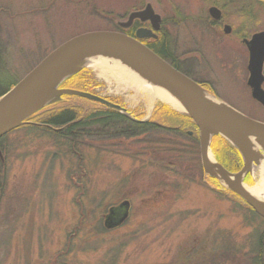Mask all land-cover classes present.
<instances>
[{"label": "rangeland", "instance_id": "obj_1", "mask_svg": "<svg viewBox=\"0 0 264 264\" xmlns=\"http://www.w3.org/2000/svg\"><path fill=\"white\" fill-rule=\"evenodd\" d=\"M210 1L147 3L166 20L174 49L200 62L190 75L210 83L220 100L264 122V107L247 84V47L220 7L222 21L209 15ZM138 5V0H0V88L21 80L67 40L114 30ZM260 18L256 32L264 30V13ZM124 68L102 73L86 65L81 71L93 81L95 94L148 120L166 104L151 102ZM168 138L173 151L164 155L146 153L143 138L107 146L111 150L85 148L86 174L78 186L70 177L77 159L60 155L53 138L26 131L8 135L0 157V264H251L246 254H252L264 221L207 186L200 148L196 152L192 140ZM258 167L255 163L253 175L247 174V185L257 184ZM124 200L130 202L129 216L105 229L109 209Z\"/></svg>", "mask_w": 264, "mask_h": 264}, {"label": "water", "instance_id": "obj_2", "mask_svg": "<svg viewBox=\"0 0 264 264\" xmlns=\"http://www.w3.org/2000/svg\"><path fill=\"white\" fill-rule=\"evenodd\" d=\"M209 15L216 21H220L223 16L222 10L215 5L209 8ZM136 20L142 23L149 21L151 26L138 28L135 36L117 30L85 32L67 40L45 56L25 77L0 96V138L20 127L27 118L46 105L58 101L63 94L78 95L102 103L130 117L127 108L106 97L60 87L64 80L81 71L79 63L83 58L105 54L121 60L139 76L177 98L184 110L177 111L188 115L198 127L204 172L216 178L222 186L238 195L264 218V204L247 190L249 185L245 181L247 174L251 175L254 171V164L260 166L264 161V153L259 154L260 148L264 150V122L250 118L225 102L226 108L213 106L203 93L219 99L217 96L141 41L157 38V32L162 28V16L156 12L152 3L130 12L127 19L118 22V25L129 28ZM224 31L230 34L232 26L226 24ZM243 43L249 52L247 84L252 97L264 107V30L253 33L250 38H244ZM216 135L225 138L239 151L243 166L238 172L228 171L214 156L215 163L210 165L211 145ZM253 140L259 143L257 150L253 147ZM0 157L3 158L1 149ZM215 168L219 169L226 183L213 173ZM119 206L124 210L120 220L123 222L129 216L130 202L124 200ZM114 213L115 208H110L105 219L107 227L116 226Z\"/></svg>", "mask_w": 264, "mask_h": 264}, {"label": "trees", "instance_id": "obj_3", "mask_svg": "<svg viewBox=\"0 0 264 264\" xmlns=\"http://www.w3.org/2000/svg\"><path fill=\"white\" fill-rule=\"evenodd\" d=\"M147 1L148 0H138L139 5L135 7V9H141ZM210 3L220 7L224 11L223 20L231 22L236 30L235 35L238 39L242 40L247 38L251 32H256L260 28L258 26L262 23L260 17L262 13H264V0H211ZM179 15H181V13ZM165 22L166 20L163 19V24ZM211 22L216 26L219 24V22L214 20ZM140 25H143L141 21L136 20L132 30L130 28H121L118 24L115 25L114 30L134 36V29ZM252 26L254 28H251ZM142 41L151 49H161L159 50V53L162 55L161 57L166 55L167 50L165 51L164 49H174L172 36L165 26H162L159 39L156 43L150 42L147 39H143ZM179 70L192 77L187 70ZM16 83L17 81L8 82L5 86L1 87L0 96L12 88ZM202 86L206 88L205 85ZM60 87L95 93L93 90V81L89 76L85 75L83 71L68 77L63 81ZM210 91L212 92V90ZM111 101L118 103L115 100ZM154 114L153 120H156L158 123L154 121L139 122L130 119L102 103L78 95L63 94L58 101L46 105L27 118L25 123L20 127L13 129L1 137L0 149L3 151V142H5L8 135L19 131L51 137L57 145V150L60 151V155L77 159L78 163L70 173V177L73 183L82 186L81 179L85 176L86 171L81 161H83L84 149L87 147L94 148L99 146L98 148L100 149L107 148V150H111V148L108 147H113L114 144L118 145L128 140H141V138H143L140 142L148 144L146 153L164 155L168 151H173V149H167V145L170 143L169 141L171 138L166 139V137L174 136L186 137L192 140L196 144L195 151L199 148L198 127L188 115L179 113L167 105L157 106L154 110ZM189 131H192L193 134L190 135ZM211 147L218 162L228 171L238 172L241 169L243 162L239 151L225 138L216 135L212 140ZM189 150H191V154L192 152L194 153V148L193 150ZM201 173L204 182L213 191L220 194L223 198L241 202L246 209L259 216L264 221V218L238 195L223 187L216 178L206 174L202 166ZM113 207L115 208V213L119 214L122 210L119 205ZM105 219L103 226L107 229L108 227L105 224ZM249 255L250 254H246L247 257ZM228 256L227 258L231 257L229 254ZM249 259L250 262H253L251 261L253 258L249 257ZM258 263L264 264L259 261Z\"/></svg>", "mask_w": 264, "mask_h": 264}, {"label": "bare ground", "instance_id": "obj_4", "mask_svg": "<svg viewBox=\"0 0 264 264\" xmlns=\"http://www.w3.org/2000/svg\"><path fill=\"white\" fill-rule=\"evenodd\" d=\"M86 65H94L95 67L100 68L102 73L111 71V69L112 70H119V69L123 70V68L125 67L124 69L126 68L129 69L127 70L129 72L128 74L132 76L136 80L137 83L143 86L151 102L158 100L165 104H168L169 106H171L172 108L176 110H179L181 112L184 111L183 107H181V104L178 102L177 98H175L172 94H170L165 89L157 85L151 84L149 80L144 79L142 76H139L131 68H129L127 64L123 63L121 60L114 59L113 57L107 56L105 54H98L96 57L95 56L85 57L79 63V66H86ZM148 84L151 85V88L148 87ZM203 95L206 98V100L213 106L218 107V108L227 107L224 101L217 99L214 96L209 95L207 93H203ZM253 143H254V146H253L254 149L257 150L259 147V143L255 140H253ZM209 163L210 165L215 163V160L211 152H210V162ZM213 173L219 176L224 183L227 182L224 179V177L219 173L218 168L213 169ZM255 175L259 177L257 184L255 186H248L247 190L253 196H255L259 202L264 204V161L261 163L258 169H256Z\"/></svg>", "mask_w": 264, "mask_h": 264}, {"label": "flooded vegetation", "instance_id": "obj_5", "mask_svg": "<svg viewBox=\"0 0 264 264\" xmlns=\"http://www.w3.org/2000/svg\"><path fill=\"white\" fill-rule=\"evenodd\" d=\"M142 24L143 25H140V26H138V27H136L134 29V35L136 34V31H137L138 28H141V27H150L151 26V24H150L149 21H147L145 23H142ZM133 25L131 27H129L131 30L134 28ZM162 26H163V22H162ZM161 30H162V28H161ZM161 30L159 32H157V34H158V37L157 38H151L150 40L149 39H147V40L150 41V42H155L156 43L157 40L159 39V33L161 32ZM152 50L159 55L160 54L159 53V50H161V49H152ZM164 50L165 51L167 50V51H166V55H164V57H162V58L164 60H166L168 63H170L172 66H174L176 68H179V69L187 70L189 72V74H190V70L191 69H194L195 67L198 68V65H199L198 63H200V62L195 61L194 59H196V58H193L192 56L187 55L186 53H180V52H178L177 49H164ZM247 51H248V49H247ZM160 56H162V55L160 54ZM248 59H249V52H248ZM196 80L200 84L205 85L206 86V89L212 90V93L214 92V89H213V87H211V84L210 83H208L206 81H203V80H199V79H196ZM213 94H215V92ZM154 116H155V114L153 113L152 116L149 118L148 121H154V122H156V120H153L154 119ZM156 123H158V122H156ZM189 134L192 135L193 132L192 131H189ZM123 211L124 210L122 208V210H121V212L119 214L118 213H114V218L113 219H114V222L116 223V225L122 223V222H120V220H121V218L123 216ZM251 253L252 254L249 255V256H252V258H253V260H251V261H253V262H251V264H253V263L254 264H259L258 261L260 263L261 262L264 263L263 262V260H264V231L260 234L259 239L257 241H255L254 249L251 250ZM211 255L212 254H207L208 260L211 259L210 258ZM208 260H207V262L210 263Z\"/></svg>", "mask_w": 264, "mask_h": 264}]
</instances>
